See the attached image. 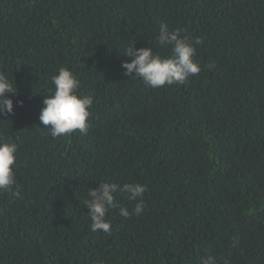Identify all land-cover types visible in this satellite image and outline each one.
I'll list each match as a JSON object with an SVG mask.
<instances>
[{
  "label": "trees",
  "instance_id": "16d2710c",
  "mask_svg": "<svg viewBox=\"0 0 264 264\" xmlns=\"http://www.w3.org/2000/svg\"><path fill=\"white\" fill-rule=\"evenodd\" d=\"M72 2L82 15L65 22ZM161 24L202 41L201 72L177 89L121 68L133 41L170 55ZM61 67L93 97L91 127L54 139L38 117ZM0 73L17 86L0 136L22 187L0 200V264H264V0H0ZM103 180L147 189L142 215L109 210L111 234L84 206Z\"/></svg>",
  "mask_w": 264,
  "mask_h": 264
},
{
  "label": "clouds",
  "instance_id": "9594fccd",
  "mask_svg": "<svg viewBox=\"0 0 264 264\" xmlns=\"http://www.w3.org/2000/svg\"><path fill=\"white\" fill-rule=\"evenodd\" d=\"M81 3L72 2L64 15L65 22L80 18ZM181 29H170L168 25L159 26V34L155 37V47L159 49H171L170 55H161L155 52L153 47L137 48L136 41L126 44L122 49L121 56L130 57L131 62H123L121 68L123 75L131 77V80H140L153 89L165 86L183 84L189 77L198 75L201 72L200 65L194 59L196 48L194 44L202 41L196 38L194 41L181 35ZM152 45V44H151ZM134 74V75H133ZM51 83L53 88L50 95H43V107L39 114V121L46 126L52 138H62L77 131L87 134L91 125L88 119L91 115L89 109L93 105L91 95L78 94L80 81L68 68L61 67L58 72L52 75ZM17 86L7 75L0 73V116L14 114ZM142 95L138 97L141 100ZM18 106H23V101H17ZM133 109L137 106L129 105ZM48 134V135H49ZM18 145L11 139L0 136V200L4 196H11L14 200L21 198V188L17 182L15 167L17 160ZM198 172H203L205 167L200 166ZM203 178H197L193 184L196 186ZM30 186L27 191L33 186ZM146 186L139 183H125L119 185L103 180L95 189H89L84 206L89 210L88 217L91 221L93 233L103 232L111 234V222L106 218L110 209H119V215L125 219L132 215H142L145 208L143 195ZM8 193V194H5ZM127 195L130 201H137L130 212L117 203V196ZM258 210L264 212V207L257 206ZM16 211L8 218L4 225L8 226L14 220ZM202 264H217V258L208 255L203 259ZM223 264H228L227 260Z\"/></svg>",
  "mask_w": 264,
  "mask_h": 264
}]
</instances>
